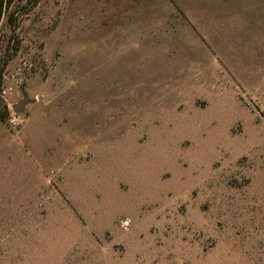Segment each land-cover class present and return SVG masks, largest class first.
Returning <instances> with one entry per match:
<instances>
[{
    "label": "rangeland",
    "instance_id": "rangeland-1",
    "mask_svg": "<svg viewBox=\"0 0 264 264\" xmlns=\"http://www.w3.org/2000/svg\"><path fill=\"white\" fill-rule=\"evenodd\" d=\"M0 264H264V0L6 4Z\"/></svg>",
    "mask_w": 264,
    "mask_h": 264
},
{
    "label": "water",
    "instance_id": "water-1",
    "mask_svg": "<svg viewBox=\"0 0 264 264\" xmlns=\"http://www.w3.org/2000/svg\"><path fill=\"white\" fill-rule=\"evenodd\" d=\"M27 102H28V99L27 98H23L22 100H20L19 102H17L16 104L13 105V107H12L13 111L16 114L21 113Z\"/></svg>",
    "mask_w": 264,
    "mask_h": 264
},
{
    "label": "trees",
    "instance_id": "trees-1",
    "mask_svg": "<svg viewBox=\"0 0 264 264\" xmlns=\"http://www.w3.org/2000/svg\"><path fill=\"white\" fill-rule=\"evenodd\" d=\"M14 0H0V18L3 13L4 6L8 3L13 2Z\"/></svg>",
    "mask_w": 264,
    "mask_h": 264
},
{
    "label": "built area",
    "instance_id": "built-area-1",
    "mask_svg": "<svg viewBox=\"0 0 264 264\" xmlns=\"http://www.w3.org/2000/svg\"><path fill=\"white\" fill-rule=\"evenodd\" d=\"M13 123H15V120H14V122Z\"/></svg>",
    "mask_w": 264,
    "mask_h": 264
}]
</instances>
